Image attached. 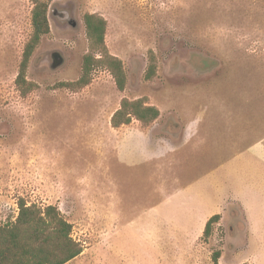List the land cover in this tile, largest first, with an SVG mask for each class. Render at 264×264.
Masks as SVG:
<instances>
[{"label": "rangeland", "instance_id": "obj_1", "mask_svg": "<svg viewBox=\"0 0 264 264\" xmlns=\"http://www.w3.org/2000/svg\"><path fill=\"white\" fill-rule=\"evenodd\" d=\"M44 1L49 32L26 71L37 86L22 96L32 2L0 0V224L15 219L18 198L55 205L82 245L68 264H213L215 251L219 264H264V186L246 161L264 134V0ZM85 13L106 21L123 90L105 67L78 90L59 86L81 73ZM55 51L63 62L52 68ZM123 97L159 116L113 128Z\"/></svg>", "mask_w": 264, "mask_h": 264}, {"label": "trees", "instance_id": "obj_2", "mask_svg": "<svg viewBox=\"0 0 264 264\" xmlns=\"http://www.w3.org/2000/svg\"><path fill=\"white\" fill-rule=\"evenodd\" d=\"M31 33L24 43L18 71L16 88L25 96L36 88V84L26 79L29 59L40 41L49 32L47 3L44 0H31ZM83 23L88 38V51L83 55L81 73L75 81L60 82L59 86L78 90L90 82L94 68L105 67L111 73L117 89L123 90L126 75L122 61L111 55L104 42L105 19L96 13H85ZM156 73L155 57L151 51L144 73L146 80ZM159 116V109L148 104L144 98L123 97L110 117V125L117 128L126 125L134 118L141 126H147ZM17 215L13 221L0 224V264H68L82 251V245L71 236V224L61 215L55 205L27 203L17 200ZM219 219L218 214L208 218L203 236L208 237L212 224ZM219 251L212 254L213 264H219Z\"/></svg>", "mask_w": 264, "mask_h": 264}, {"label": "crops", "instance_id": "obj_3", "mask_svg": "<svg viewBox=\"0 0 264 264\" xmlns=\"http://www.w3.org/2000/svg\"><path fill=\"white\" fill-rule=\"evenodd\" d=\"M138 132H141L142 134L145 135L144 132L135 129ZM256 137V138H255ZM247 172L248 176L254 178L256 181L259 182V184L264 186V134H260V136H254L253 140L248 144L247 149ZM228 192H231V190L236 193V194H243L247 197L248 190L245 189L243 186L240 184L237 185V188H235L232 184H229L228 187ZM223 191V189H222ZM221 191V193H222ZM220 193V194H221ZM246 201V200H245ZM248 202L244 203L245 205ZM249 208V209H248ZM247 209L253 212L251 203L249 202ZM258 211L263 210V207L260 209H257ZM232 212H234V209H232Z\"/></svg>", "mask_w": 264, "mask_h": 264}, {"label": "water", "instance_id": "obj_4", "mask_svg": "<svg viewBox=\"0 0 264 264\" xmlns=\"http://www.w3.org/2000/svg\"><path fill=\"white\" fill-rule=\"evenodd\" d=\"M51 57H52V63H51L52 68L59 66L63 62L62 57L56 51L52 52Z\"/></svg>", "mask_w": 264, "mask_h": 264}]
</instances>
